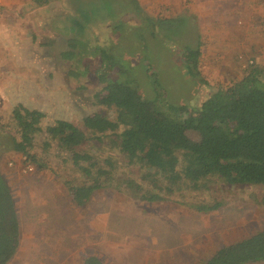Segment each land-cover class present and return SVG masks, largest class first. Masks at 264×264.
<instances>
[{
  "label": "rangeland",
  "instance_id": "374dc122",
  "mask_svg": "<svg viewBox=\"0 0 264 264\" xmlns=\"http://www.w3.org/2000/svg\"><path fill=\"white\" fill-rule=\"evenodd\" d=\"M187 2L98 0L69 18L63 17L66 38L63 44L59 42L62 51L58 45L54 49L50 45L47 48L53 53L47 55L50 64L58 67L65 64L70 52V64L78 67L73 68L74 75L67 74L69 68L61 71L51 90L38 86L48 93L47 99L58 104L55 110L46 109L50 117L80 124L85 113L92 112L90 99L98 88L95 72L100 69L96 68L101 57L108 59L110 67L114 63L122 66L126 73L121 77L145 99L170 108L202 102L218 84L243 77L249 61L264 66V0H253L255 6L248 0V16L260 19L256 37L251 39L258 50L243 53L247 63L241 70L229 61L234 53L213 42L219 40L220 45L226 35L215 38L214 31L204 40L196 37L195 23L183 16ZM55 5L53 1L49 7ZM199 43H203L200 70L207 86L194 81L183 60V52L196 49ZM108 73L110 78L115 76ZM28 75L40 78L37 70ZM80 78L84 83L76 90L83 93L71 96L67 81ZM43 102L33 96L28 99V105ZM14 130L11 108L1 109L0 170L15 196L23 233L14 264H84L89 255L99 257L103 264H202L219 249L264 229V187H231L218 181L202 191L185 189L158 203L104 189L78 207L65 185L75 174L53 154L43 156L47 169L34 166L32 172L25 171V159L9 150ZM89 149H94L93 145ZM201 204L221 206L204 213L196 208Z\"/></svg>",
  "mask_w": 264,
  "mask_h": 264
},
{
  "label": "trees",
  "instance_id": "16d2710c",
  "mask_svg": "<svg viewBox=\"0 0 264 264\" xmlns=\"http://www.w3.org/2000/svg\"><path fill=\"white\" fill-rule=\"evenodd\" d=\"M33 2L42 7L51 0ZM195 48L186 49L183 60L194 81L207 86L200 70L201 44ZM108 62L95 72L92 112L80 124L50 117L35 105L16 104L9 150L40 170L48 165L43 156L57 157L75 174L65 185L78 207L104 189L158 203L185 189L202 191L216 181L264 187V66L252 60L243 77L218 84L202 102L170 108L145 99L121 77L126 70ZM67 71L74 75L73 68ZM220 206L196 208L207 213ZM20 231L14 194L0 170V264L15 257ZM84 264L103 263L92 256ZM202 264H264V229L219 249Z\"/></svg>",
  "mask_w": 264,
  "mask_h": 264
},
{
  "label": "crops",
  "instance_id": "0c3cea01",
  "mask_svg": "<svg viewBox=\"0 0 264 264\" xmlns=\"http://www.w3.org/2000/svg\"><path fill=\"white\" fill-rule=\"evenodd\" d=\"M53 1L58 4L55 5L56 10L55 6L49 7ZM250 1L252 3H249L254 5L253 0ZM93 3H98V0H51L50 4L42 7L35 5L33 0H0V110L4 108L12 110L16 104H25V101V105H28L31 96L34 100L41 99L46 103L35 105L46 112H48L46 109L54 107L55 110L58 107L56 101L47 99L48 93L40 90L38 86L43 84L45 88L51 90L55 86L52 85L55 77L60 75L61 71L78 66L75 67L70 64L71 60H66L65 64L53 67L50 64L51 57L47 55L53 53V50L47 47L51 45V49H54L56 45L59 48L62 46L60 43L63 44L66 38L63 36L65 29L63 17L69 18L75 12L83 10L86 5ZM187 3L188 6L184 8L188 11L183 16L195 23L193 29L196 37L204 40L212 35L217 36L215 38L226 35L220 41V45L219 40L214 39L213 42L218 44L217 47L225 49L224 51L234 53L233 59L229 61H233L236 70L244 68L247 62L245 63L243 53L255 52L257 49L251 39L256 37L255 32L259 30L260 21L258 17L248 16V0H188ZM214 31L216 32L212 33ZM211 33L212 35H209ZM218 52L222 53L220 49ZM92 59L95 61V58ZM97 62L100 64L97 67L105 66L106 58L101 57ZM31 70L40 72V78L31 79L28 75ZM83 81L82 78L73 83L67 81L68 94L72 96L83 93L82 90H76L77 87L82 88ZM17 213L19 216L18 208ZM20 228V246L9 264H14L21 249L23 241L21 222ZM92 256L94 255L87 256L84 261Z\"/></svg>",
  "mask_w": 264,
  "mask_h": 264
},
{
  "label": "built area",
  "instance_id": "2783aa9c",
  "mask_svg": "<svg viewBox=\"0 0 264 264\" xmlns=\"http://www.w3.org/2000/svg\"><path fill=\"white\" fill-rule=\"evenodd\" d=\"M250 64H253V62L252 61H250L249 62ZM24 159H25V161H26V158L25 157H23ZM28 166H27V168L25 169V171H29V172H32L33 171V169H34V166L33 165H30V164H27Z\"/></svg>",
  "mask_w": 264,
  "mask_h": 264
}]
</instances>
